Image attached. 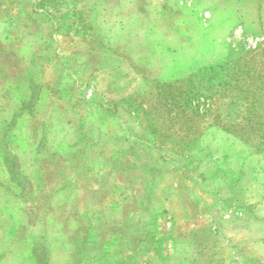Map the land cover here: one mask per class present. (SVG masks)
I'll use <instances>...</instances> for the list:
<instances>
[{"label":"rangeland","instance_id":"1","mask_svg":"<svg viewBox=\"0 0 264 264\" xmlns=\"http://www.w3.org/2000/svg\"><path fill=\"white\" fill-rule=\"evenodd\" d=\"M240 50L264 0H0V264H264V155L127 102Z\"/></svg>","mask_w":264,"mask_h":264},{"label":"trees","instance_id":"2","mask_svg":"<svg viewBox=\"0 0 264 264\" xmlns=\"http://www.w3.org/2000/svg\"><path fill=\"white\" fill-rule=\"evenodd\" d=\"M252 53L240 50L232 60L154 81L146 94L127 101L150 127L151 146L182 154L217 130L264 155V57ZM143 99L153 101L149 109L142 108ZM11 166L6 162L8 172Z\"/></svg>","mask_w":264,"mask_h":264}]
</instances>
